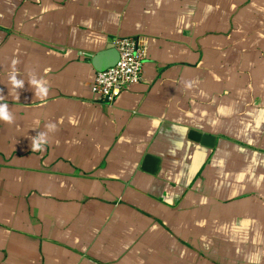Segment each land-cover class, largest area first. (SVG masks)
<instances>
[{
    "label": "crops",
    "instance_id": "crops-1",
    "mask_svg": "<svg viewBox=\"0 0 264 264\" xmlns=\"http://www.w3.org/2000/svg\"><path fill=\"white\" fill-rule=\"evenodd\" d=\"M130 36L145 80L103 103ZM0 92V264H264V0H0Z\"/></svg>",
    "mask_w": 264,
    "mask_h": 264
},
{
    "label": "built area",
    "instance_id": "built-area-1",
    "mask_svg": "<svg viewBox=\"0 0 264 264\" xmlns=\"http://www.w3.org/2000/svg\"><path fill=\"white\" fill-rule=\"evenodd\" d=\"M115 46L119 51L117 63L105 70H97L91 84L92 91L107 104H113L125 90L145 80L147 46L139 37L132 36L117 38Z\"/></svg>",
    "mask_w": 264,
    "mask_h": 264
},
{
    "label": "clouds",
    "instance_id": "clouds-1",
    "mask_svg": "<svg viewBox=\"0 0 264 264\" xmlns=\"http://www.w3.org/2000/svg\"><path fill=\"white\" fill-rule=\"evenodd\" d=\"M55 5H48L45 8L47 10H54ZM19 63V60L14 58L11 61V70L8 73V84L11 86L9 93H18V89L24 88L25 80L19 78V71L16 68V65ZM50 68L44 70L45 74L50 72ZM29 85L34 89L35 97L40 101L46 100L49 95L50 85L49 81L44 78V76H38L35 72L29 74L28 79ZM186 87H191L190 82H186ZM4 95L0 92V101H3ZM19 99V95L17 96ZM15 117L14 114L10 111L9 105L7 103L0 102V121H3L7 124L14 123ZM35 128H40L39 119L34 121ZM58 131V125L56 122H48L44 125V130L39 131L36 136L31 138V151L32 152H43L46 150V146L51 142L52 136Z\"/></svg>",
    "mask_w": 264,
    "mask_h": 264
},
{
    "label": "water",
    "instance_id": "water-1",
    "mask_svg": "<svg viewBox=\"0 0 264 264\" xmlns=\"http://www.w3.org/2000/svg\"><path fill=\"white\" fill-rule=\"evenodd\" d=\"M113 48L116 49V53L114 54L115 56L112 57L111 59L109 60H104V54H98L95 58H94V64L97 68L98 71H102V70H105L113 65H115L119 59V51L117 50L116 46L114 45ZM191 137L196 139V140H200L202 141L203 143H206L207 145H210L212 146L213 145V141H214V138L212 136H208L206 134H200L199 132H192L191 133ZM158 160L155 159L152 155H148L146 157V163L147 166L148 165H151L153 163H155L154 167L151 166L150 168H146V169H151L152 171H156L157 170V163Z\"/></svg>",
    "mask_w": 264,
    "mask_h": 264
}]
</instances>
